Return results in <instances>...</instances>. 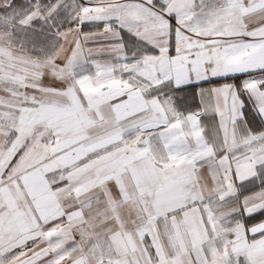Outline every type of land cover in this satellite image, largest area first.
Returning <instances> with one entry per match:
<instances>
[{
    "label": "snow or ice",
    "instance_id": "1",
    "mask_svg": "<svg viewBox=\"0 0 264 264\" xmlns=\"http://www.w3.org/2000/svg\"><path fill=\"white\" fill-rule=\"evenodd\" d=\"M0 264H264V0H0Z\"/></svg>",
    "mask_w": 264,
    "mask_h": 264
}]
</instances>
